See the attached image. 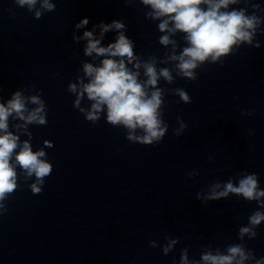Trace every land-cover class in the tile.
Segmentation results:
<instances>
[{
  "label": "clouds",
  "instance_id": "9594fccd",
  "mask_svg": "<svg viewBox=\"0 0 264 264\" xmlns=\"http://www.w3.org/2000/svg\"><path fill=\"white\" fill-rule=\"evenodd\" d=\"M37 2L38 0H14L18 7L27 6L30 12ZM238 2L239 0H142L144 5L152 9L147 16L153 20H161L158 25L160 32L186 34L188 46L184 47L179 55L175 54L176 41L171 40L169 35L161 36L159 43L165 46L173 45V54L168 59L177 61V75L190 81L197 79L194 70L205 61L215 63L222 56L232 52L233 46L242 42L252 43L259 19L256 16H246L244 9L221 11L222 8L227 9L230 4ZM41 7L45 11L55 10V5L49 0H42ZM8 11L12 12L11 9ZM34 16L39 19L42 12L36 10ZM88 23L89 20L85 17L76 28L84 27ZM170 24L172 27H169ZM99 27L100 39L94 38L92 31H85L83 37H73L75 40H87L84 49L86 56L95 53L98 57H104L100 66L84 63L83 72L89 78L87 83L79 80V87L76 83L69 85V92L76 94L73 108L78 109L85 119L93 124L101 119V113L106 110V122L113 127L123 126L127 130L126 139L129 142L144 146L159 144L164 139L169 125L163 119L164 113L161 110L164 104V90L157 87V83L161 77L172 83L174 78L170 70L161 68L158 72L155 60L141 65L139 58L134 54V42L123 31V22H101ZM110 30L118 32L115 42L109 43L107 47L100 46L104 33ZM127 64H133L136 71L130 70ZM141 66L147 77L144 81L139 79ZM174 94L180 101L191 103V97L183 88L175 89ZM85 95L92 102L88 109L80 107ZM26 101L37 107L28 111ZM25 112H28L27 116L24 115ZM13 113L14 118L24 121L23 125H16L17 129H26L28 124H47L45 104L38 95L25 97L21 91H16L6 105L0 103V216L8 212L5 201L9 200L18 188L17 168L22 170L26 178H35V182L30 185L34 195L42 192L45 179L53 171V165L47 160L43 148L33 151L28 140L21 143L19 136L8 130V119ZM177 121L180 128L173 129V132L180 136L187 125L180 117H177ZM27 135L31 138V133ZM44 145L53 146L49 141H45ZM188 175L191 178L196 173ZM221 188L223 190L217 191ZM230 193L249 201L256 200L259 207L264 208V201L260 199L264 197V190L258 189V177L255 173H245L238 184H234L231 179L223 185L217 182L211 185L206 195L197 193V199L219 200L228 197ZM261 221H264V212H254L249 217L250 226L240 227L239 238L242 240L245 235L254 238V228ZM176 243L178 240L169 239L163 246L164 254L166 255ZM149 244L155 246L154 241ZM251 259H255L252 252L246 253L241 244L229 245L227 254L217 251L215 255L207 252L201 256L203 264H244L245 260ZM181 264H189L187 249L182 250ZM255 264H264V258L257 259Z\"/></svg>",
  "mask_w": 264,
  "mask_h": 264
}]
</instances>
